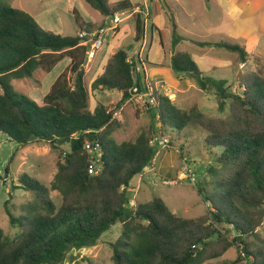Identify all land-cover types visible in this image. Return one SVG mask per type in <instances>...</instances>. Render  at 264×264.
Listing matches in <instances>:
<instances>
[{
    "label": "trees",
    "instance_id": "obj_1",
    "mask_svg": "<svg viewBox=\"0 0 264 264\" xmlns=\"http://www.w3.org/2000/svg\"><path fill=\"white\" fill-rule=\"evenodd\" d=\"M83 1L105 18L137 7L129 0L113 7L109 0ZM133 18L136 40L142 39L144 23L138 13ZM74 22L76 35L64 37L44 30L27 13L0 3V133L18 146L28 145L32 135L54 137L48 144L59 151V159L49 190L61 199L56 207L44 185L20 176L13 190L33 198L21 207L19 217L5 203L9 223L20 234L9 242L0 228V264H62L67 253L96 246L115 225H121V235L110 245L112 264H209L232 248L237 257L229 264L244 260L264 264V237L257 232L264 223V75L244 76L239 81L241 94L231 93L225 80L204 76L188 53L174 52L171 71L176 76L188 73L200 91L212 94L218 113L225 112L228 102L227 116L211 118L196 106L183 111L153 89L149 129L134 141L117 143L112 135L121 124L113 115L131 101L134 90L147 94V79L126 51L110 53L90 89L117 92L121 99L113 111L103 104L91 111L82 70L88 50L81 45L86 38L79 34L93 35L103 26L81 24L77 18ZM159 39L161 44L160 34ZM177 41L172 40L173 47ZM190 41L225 49L241 63L249 57L246 46L238 43ZM63 58L69 59V65L42 104L14 91L13 81L32 79L38 70L49 73ZM187 128L203 134L202 145L208 150V181L198 193L211 210L185 219L158 197L128 210L130 184L150 166L159 149L152 144L156 130L174 134ZM66 139L70 140L64 143L68 153L59 150L60 141ZM86 142L98 143L102 149L103 167L96 176L88 173Z\"/></svg>",
    "mask_w": 264,
    "mask_h": 264
},
{
    "label": "rangeland",
    "instance_id": "obj_2",
    "mask_svg": "<svg viewBox=\"0 0 264 264\" xmlns=\"http://www.w3.org/2000/svg\"><path fill=\"white\" fill-rule=\"evenodd\" d=\"M122 0H109L110 4ZM155 2V1H154ZM154 2L149 6L150 20L147 22L144 41L145 46L134 42L132 36L135 21L133 11L118 13L121 20L117 26L121 32L120 38H114L115 30L110 29L112 18H105L91 9L83 0H0L2 5L21 10L30 15L44 29L61 36H75L77 27L74 18L81 24H92L95 28L103 26L101 35L103 46L93 52V59L83 64L85 70L84 84L89 92V108L92 111L97 104H103L109 111L119 102L121 96L117 92L102 90L91 91L90 84L101 73L102 65L111 49L122 48L129 55V59L145 65V74L150 77L147 81L155 91L166 96L176 107L188 111L196 106L200 112L211 118H225L228 114V102L225 112H217L216 99L212 94L200 91L195 81L187 76H177L175 80L168 78L171 73H154L153 65L167 66L170 63L172 40L177 39L174 52H186L199 64L200 70L206 77L215 80H225L229 92L241 94L239 81L250 73L264 75V36L260 39L255 35L244 37L228 34L230 18L224 7L215 4L214 0H159L164 7L166 17L156 19L154 16ZM146 20H143L145 23ZM158 27L161 36V46L158 31L154 29L151 37L152 26ZM88 36L86 40L92 39ZM179 37V38H178ZM236 37V38H235ZM257 38V39H256ZM120 39V40H119ZM190 40L200 43H238L246 46L249 57L241 63L238 56L222 48L200 47ZM120 41V43H118ZM140 42L141 39L136 40ZM163 47V48H162ZM140 50L141 59L137 60V51ZM89 47H87V50ZM142 51V52H141ZM68 58L58 63L49 73L38 70L32 79L13 81L15 92L22 93L33 101L42 104L45 95L50 91L54 82L61 76L69 65ZM135 63V64H136ZM136 65V67H137ZM169 67V66H168ZM140 73V67H137ZM170 70V67H169ZM206 70V71H205ZM157 71V70H156ZM141 75V74H140ZM167 78V80L162 79ZM153 90V91H154ZM151 107L149 98L136 91L132 92L131 101L123 105L113 115V119L120 122L121 126L112 137L117 143L134 141L143 131L149 129L148 110ZM203 134L187 128L180 133L161 132L156 130L152 143L161 139L168 141L166 147L157 149V154L150 166L136 177L127 190L128 210L133 211L138 204L146 203L154 197L160 198L168 209L178 217L196 219L205 215L211 206L205 202L198 193L205 182L208 181L207 168L211 166L208 150L202 145ZM49 142L36 140L26 146H18L0 133V228L9 242L18 239L20 230L12 227L5 214L7 209L14 217H19L21 207L32 200L33 196L22 190H12L16 187L21 175L40 182L50 194L56 207L61 203L57 192L49 190L50 183L57 172L59 151L54 150ZM62 145L59 150L69 152L68 144ZM155 145V146H156ZM7 174L6 186H3V177ZM264 237V223L257 230ZM121 235V225H115L104 234L96 246L84 250H72L67 253L62 264H112V251L110 245ZM233 237L235 235H232ZM237 257L235 248L228 250L225 255L209 264H229ZM240 264H251L244 260Z\"/></svg>",
    "mask_w": 264,
    "mask_h": 264
},
{
    "label": "crops",
    "instance_id": "obj_3",
    "mask_svg": "<svg viewBox=\"0 0 264 264\" xmlns=\"http://www.w3.org/2000/svg\"><path fill=\"white\" fill-rule=\"evenodd\" d=\"M129 1L132 5H137L135 10H133V13H138L140 15L142 22H143V20H146L144 23V32H145L147 22L150 20V11H149L148 5H151V4L153 5V2L155 1L154 2V10H153L154 11L153 13L155 15L154 17L156 19L166 17L164 7L160 4L159 0H129ZM214 2H215V4L224 7V9L227 11V14L230 18L229 19L230 25L228 26V34L231 35L230 36L231 38L234 36H236V37L239 36V37L245 38L246 36L255 35L257 38L260 39L262 36H264V0H214ZM114 4L115 3H113V4L109 3L110 7H113ZM151 28H152V31H151V37H152L154 34V29L156 31H158V27L155 24H153V26ZM106 30H110V31L115 30L114 38H116V39L120 38V35L125 34V31L121 32L117 28L113 29L111 27L110 29H106ZM103 31H104V28H103ZM158 36H159V31H158ZM132 38H133L135 43L141 44V48H142V46L144 48V46H145L144 33H143V38L141 39V41L137 42L136 41L135 26H134V32H133ZM159 41H160V39H159ZM118 43H120V41H118ZM161 45L162 44H160V46ZM141 48H139V50L137 51V60L141 59V56H140ZM118 50H122V48H118ZM174 50H175V47L172 46L171 54L169 53L170 61H171V57L174 53ZM116 51L117 50L114 51L113 49L110 50V52L108 53L107 57L104 60V63L102 65V69H101L100 73L103 72L104 66L107 62V59H108L110 53L116 52ZM128 56L130 57L129 54H128ZM200 63H201V60L198 59L197 64L199 65ZM136 65H137V63H136ZM162 65L163 64L153 65L152 67H154V68H162V69H153V71H152L153 74L154 73H164V72L171 73L172 72L171 69L169 70L170 63H169V65L165 66V68ZM138 66L140 67L139 70L141 72H144L145 66H147V65L142 63L141 65H137V67ZM202 73L205 76L207 71L205 73L203 71ZM143 74H145V72ZM148 75L150 77H152L150 75V73ZM149 76L147 77L145 74V77L147 80L150 78ZM176 77L177 76L175 74H174V76L170 75V77L168 78V82L175 80ZM152 78L153 79H151V78L150 79L151 80L155 79L154 76ZM162 79H165V78H162ZM165 80H167V78ZM120 96H121V94H120Z\"/></svg>",
    "mask_w": 264,
    "mask_h": 264
},
{
    "label": "built area",
    "instance_id": "obj_4",
    "mask_svg": "<svg viewBox=\"0 0 264 264\" xmlns=\"http://www.w3.org/2000/svg\"><path fill=\"white\" fill-rule=\"evenodd\" d=\"M121 20L118 16V14H115L112 17L111 20V24L113 25L112 28L116 29L117 26L120 24ZM102 33H104L103 30H101L100 32L93 34V35H86V34H79V37L81 39H85L88 36H93L92 39L90 40H84L82 41V46L85 47H89L88 49V53H87V61L88 60H92L95 51H98L102 46H103V40L101 39V35ZM148 92L147 94H144L145 96H147L149 98L151 107H154L155 103L152 96L153 93V88L148 84ZM136 91V90H134ZM168 96V95H166ZM168 141L166 139H161L159 141H157V145L160 147H166ZM153 144V143H152ZM156 145V142L153 144V146ZM84 151L89 155V160H90V167L88 169V173L92 176H96L99 174V172H101L102 170V149L100 147V145L98 143H90V142H86L84 144ZM242 256H244L243 254H241Z\"/></svg>",
    "mask_w": 264,
    "mask_h": 264
},
{
    "label": "water",
    "instance_id": "obj_5",
    "mask_svg": "<svg viewBox=\"0 0 264 264\" xmlns=\"http://www.w3.org/2000/svg\"><path fill=\"white\" fill-rule=\"evenodd\" d=\"M87 62V58L85 59V63ZM82 70H83V68H82ZM186 76L188 77L189 76V74L187 73L186 74ZM36 140H41V141H46V142H52L53 140H54V137L53 136H49V137H47V136H45V137H41V138H37L35 135H32L29 139H28V143H30V142H33V141H36ZM70 142V140L69 139H66L65 141H60V144H64V143H69ZM3 182H2V184H3V186H6V179H7V174L5 173V175H4V177H3ZM12 190H13V188L12 187H10L9 188V192H10V198L12 197V195H11V192H12Z\"/></svg>",
    "mask_w": 264,
    "mask_h": 264
}]
</instances>
